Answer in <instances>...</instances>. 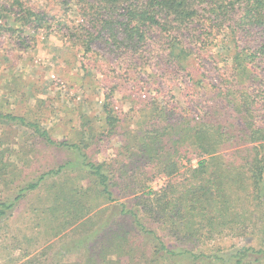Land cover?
<instances>
[{
    "label": "trees",
    "instance_id": "obj_1",
    "mask_svg": "<svg viewBox=\"0 0 264 264\" xmlns=\"http://www.w3.org/2000/svg\"><path fill=\"white\" fill-rule=\"evenodd\" d=\"M53 2L64 7L65 21L21 0H0V21L7 14L22 27L15 31L7 22L0 32L50 31L85 53L99 44L109 54L123 50L139 56L143 50L150 54L147 43L158 32L165 37L167 57L182 70L200 52L219 51L226 57L219 62L231 71L219 95L252 118L249 92L259 80L252 66L264 56V43L251 47L247 38L264 32V0ZM71 12L74 21L68 20ZM107 100L105 133L113 136L120 122ZM171 110L159 97L148 101L141 110L143 122L123 134L115 159L102 163L88 153L86 134L93 129L82 131L75 143L62 142L39 123L0 110V124L6 125L0 132V221L28 197L45 194L42 217L48 214L55 222L49 232L57 239L27 247L13 241L5 248L3 242L6 264H264L263 245L215 247L219 240L254 235L264 220V128L227 152L234 137L222 123L209 116L176 119ZM241 126L247 129V122ZM21 132H27L26 142L69 152L70 159L33 169V160L24 159L33 151L26 152ZM194 156L196 167L190 166ZM180 174L183 180L177 179ZM159 177L168 181L156 190L152 183ZM64 234L69 241H62Z\"/></svg>",
    "mask_w": 264,
    "mask_h": 264
},
{
    "label": "rangeland",
    "instance_id": "obj_2",
    "mask_svg": "<svg viewBox=\"0 0 264 264\" xmlns=\"http://www.w3.org/2000/svg\"><path fill=\"white\" fill-rule=\"evenodd\" d=\"M21 1L36 10L46 11L51 18L59 17L65 21L64 7L53 0ZM4 6L11 9L6 4ZM15 9V12L19 11ZM69 17L66 18L74 21L72 12ZM7 22L12 24L15 31L22 30L21 25H14L10 16L4 14L0 24ZM63 33L67 34L66 31ZM223 36L224 33L221 38ZM247 39L250 40L251 47L262 44L264 32L258 31ZM165 42L163 35L153 32L145 49L150 50V54L144 50L142 56L123 50L109 54L99 44L93 47V52L85 53L83 49L69 47V43L65 44L50 31L32 30L30 34L2 31L0 110L39 123L56 140L62 142L75 143L80 139L82 131L93 129V134H86V140L90 143L88 153L93 161L100 163L115 159L123 134L129 128H136L137 123L143 122L141 110L155 97H159L163 105L172 109L176 119L189 117L201 120L209 116L217 124L222 123L227 128L229 137H234L225 147L227 152L240 144H247V134L260 127L264 128V56L258 57L252 66L259 80L257 86L252 85L249 92L254 96V99L249 100L253 103L250 118L244 117V113H237L236 107L230 105L228 100L226 103L223 96L219 95V88L227 89L229 83L226 84L225 79H229L231 74L230 67L226 68L225 63L219 62L226 59L225 54L218 56L219 51L215 53V50L200 52L198 60H192L188 70H182L167 57ZM106 99H109L107 101L120 122L113 136L105 133L103 106ZM228 105L231 108L223 110ZM148 108L152 109L150 106ZM147 113L153 116V111L147 110L145 114ZM242 122H247V129L244 130L241 126ZM5 128V124H0V132ZM15 131L17 134L18 130ZM19 137L28 146L26 152L33 151L32 156L24 158L33 160V169L36 165L44 169L70 159L69 152L44 150L38 144L26 142L27 132H21ZM198 161L199 158L192 157L190 166L196 167ZM183 164L185 167L189 166L185 160ZM30 171L27 173H31ZM184 171L183 168L182 173ZM177 179L183 180V174ZM167 181L166 178L159 177L152 183V188L160 189ZM47 203L45 194L33 195L23 201L9 219L0 221V246L4 242L3 247H9L13 241H19L25 247L34 245L36 241H39V245H45L46 241H56L49 232L55 222L51 221L48 214L42 217ZM254 233L246 238L219 240L222 242L215 247H264V220L259 221ZM60 237L62 241H69L71 238L67 234ZM167 241L175 239L167 238ZM1 252L0 264H6L9 259L2 247Z\"/></svg>",
    "mask_w": 264,
    "mask_h": 264
}]
</instances>
